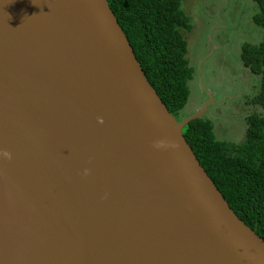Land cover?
<instances>
[{"label":"water","instance_id":"obj_1","mask_svg":"<svg viewBox=\"0 0 264 264\" xmlns=\"http://www.w3.org/2000/svg\"><path fill=\"white\" fill-rule=\"evenodd\" d=\"M108 0H0V264H264Z\"/></svg>","mask_w":264,"mask_h":264},{"label":"trees","instance_id":"obj_2","mask_svg":"<svg viewBox=\"0 0 264 264\" xmlns=\"http://www.w3.org/2000/svg\"><path fill=\"white\" fill-rule=\"evenodd\" d=\"M185 1L108 0L146 76L179 122L191 114L186 105L195 75L186 37L194 24ZM253 1L257 10L251 21L264 29V0ZM241 61L260 76L259 91L250 99L257 106L246 117L245 140L219 139L204 112L186 122L183 133L230 207L264 239V39L244 42Z\"/></svg>","mask_w":264,"mask_h":264},{"label":"rangeland","instance_id":"obj_3","mask_svg":"<svg viewBox=\"0 0 264 264\" xmlns=\"http://www.w3.org/2000/svg\"><path fill=\"white\" fill-rule=\"evenodd\" d=\"M185 7L194 24L185 35L195 68L186 111L196 114L195 106L207 100L204 113L213 120L217 137L242 143L246 117L257 106L250 99L260 88V76L241 61L244 42L264 39V29L251 21L257 5L253 0H186Z\"/></svg>","mask_w":264,"mask_h":264},{"label":"crops","instance_id":"obj_4","mask_svg":"<svg viewBox=\"0 0 264 264\" xmlns=\"http://www.w3.org/2000/svg\"><path fill=\"white\" fill-rule=\"evenodd\" d=\"M207 105H208L207 100H205V101L202 100L201 104L199 106H195L196 112L198 113V115L202 114V112H204L206 110ZM194 114H195L194 111H192L190 115H194ZM189 116H187V117H189ZM185 119H186V117H185Z\"/></svg>","mask_w":264,"mask_h":264}]
</instances>
